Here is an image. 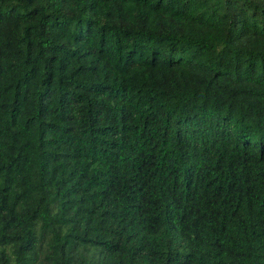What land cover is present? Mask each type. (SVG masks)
<instances>
[{"label": "trees", "instance_id": "16d2710c", "mask_svg": "<svg viewBox=\"0 0 264 264\" xmlns=\"http://www.w3.org/2000/svg\"><path fill=\"white\" fill-rule=\"evenodd\" d=\"M0 264H264V0H0Z\"/></svg>", "mask_w": 264, "mask_h": 264}]
</instances>
